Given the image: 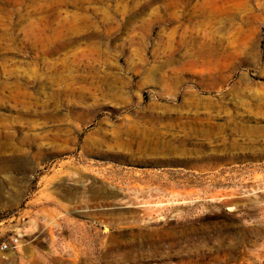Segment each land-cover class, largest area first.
<instances>
[{
    "label": "rangeland",
    "instance_id": "374dc122",
    "mask_svg": "<svg viewBox=\"0 0 264 264\" xmlns=\"http://www.w3.org/2000/svg\"><path fill=\"white\" fill-rule=\"evenodd\" d=\"M0 264H264V0H0Z\"/></svg>",
    "mask_w": 264,
    "mask_h": 264
},
{
    "label": "built area",
    "instance_id": "2783aa9c",
    "mask_svg": "<svg viewBox=\"0 0 264 264\" xmlns=\"http://www.w3.org/2000/svg\"><path fill=\"white\" fill-rule=\"evenodd\" d=\"M2 248H3V250H6V249H8V248H9V245L6 243V244H4V245H3V247H2Z\"/></svg>",
    "mask_w": 264,
    "mask_h": 264
},
{
    "label": "bare ground",
    "instance_id": "6f19581e",
    "mask_svg": "<svg viewBox=\"0 0 264 264\" xmlns=\"http://www.w3.org/2000/svg\"><path fill=\"white\" fill-rule=\"evenodd\" d=\"M155 133V132H154ZM156 134V133H155ZM150 137V136H149ZM155 137V136H154ZM156 138V137H155ZM158 138V137H157ZM147 139H148V137H147ZM145 140H146V138H145ZM149 141H150V139H149ZM148 141V142H149ZM154 141V140H153ZM161 141V140H160ZM153 143H155V141L153 142ZM158 143V142H157ZM156 144V143H155Z\"/></svg>",
    "mask_w": 264,
    "mask_h": 264
}]
</instances>
